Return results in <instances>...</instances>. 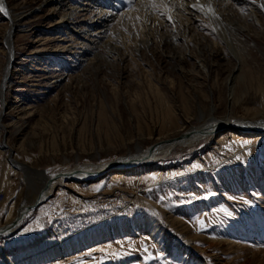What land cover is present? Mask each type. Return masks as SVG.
Here are the masks:
<instances>
[{"label":"rangeland","instance_id":"1","mask_svg":"<svg viewBox=\"0 0 264 264\" xmlns=\"http://www.w3.org/2000/svg\"><path fill=\"white\" fill-rule=\"evenodd\" d=\"M107 1L114 10L131 9L123 0ZM247 2L264 25V9ZM7 3L25 10L27 23L11 35L4 87L11 21L0 11V226L35 198L43 184L36 173L115 160L183 121L202 123L212 103L214 115L230 114L225 81L235 62L227 50L208 51L215 70L208 76L199 66L198 44L211 40L201 17L161 30L141 55L130 48L134 17L123 27L133 35L118 29L119 56L98 47L92 60L94 52L82 54L83 39L54 22L61 12L47 0ZM259 31L245 77L236 81L241 98L231 114L238 119L264 118ZM237 134L220 130L165 158L58 182L17 228L0 234V264H264V133Z\"/></svg>","mask_w":264,"mask_h":264},{"label":"bare ground","instance_id":"2","mask_svg":"<svg viewBox=\"0 0 264 264\" xmlns=\"http://www.w3.org/2000/svg\"><path fill=\"white\" fill-rule=\"evenodd\" d=\"M237 1L241 2L239 8H232L234 5L230 6L231 2L234 3L233 0H156V5L160 6L159 9L161 8L162 15V13H156L158 8L152 7L151 0H131V2L129 0H123V5L130 4L131 6V9L128 11H123L121 9L114 10V5L116 4L107 0H47V4H50L52 9L57 10V13L61 12L57 19L54 18V22L65 26V28L69 30L71 29L70 33L76 35L78 38H82V48L87 49L83 50L82 54L87 51L91 53L94 52L92 60L99 56V52L95 50L98 47L107 48L112 55L116 56L117 54L119 56L120 50L117 44L121 41V38L118 35L124 30L123 27L130 21H133L134 17L137 18L138 15H140L141 18L137 20V25L135 24L137 27H135V29L132 27L133 31H136L134 40L132 39L135 43V48L127 46L132 49V54L140 55L152 44V40H156L155 38L160 36L161 30L171 29V25H176L178 22L183 23L184 20L191 22L192 16L205 19L207 23L206 28L209 31L208 34L211 40L209 43L198 44L196 54L199 58V66L204 69L203 71H205L208 76L215 70L214 64L208 56V51L211 53L210 55H212L214 52L219 53L220 51H225L226 54L227 50L229 51L228 54L230 53V55H232L230 57L228 56V58H231L235 62V66H233V69H231L232 71L225 81L228 89L227 99L229 101L230 114L226 117L214 115L213 112L216 106L212 103L211 115L202 123L193 124L191 120L183 121L179 129L174 130L169 135L158 138L155 142L146 147L138 142L134 152H129L127 155H122L115 160L101 163L90 162L76 164L75 166L56 171L45 177L36 173L37 175H35L34 178L36 179V176L37 178L39 177L43 184H38L39 186L36 189L35 198L31 202L19 207L17 209V215L13 217L11 222L0 226V234L12 232L17 228L23 216L33 208V205L38 200L40 201L38 204H40L52 195L55 184L58 182L69 183L75 180H86L90 177L103 175L109 170H113L114 167L115 169L124 168L159 158H165L177 149L179 151L193 148L196 144L205 139H209L220 130L226 129V131H232L236 136L238 135V131L246 130L263 134L264 118L252 120L238 119L231 114L232 107H234L235 103L239 102L241 98H236L234 94L237 85L236 81L239 80L238 78L241 76V79L245 77V65H247L246 62L249 55L251 56V49L258 43L257 37L261 34L259 30H264V25L262 19L258 16L257 9H254L252 4L248 7L244 5H249L250 1ZM7 2L8 0H0V8L6 12L11 21V25L7 32L9 60L7 71L3 78L4 87L10 82L8 73L14 55V48L10 40L11 35L27 23V21H23L26 19L25 10L19 11V7L9 10L6 8V5H8ZM255 2H257L259 6L264 4V0H256ZM120 7L121 6H119V8ZM201 7L203 10H200ZM209 8L214 11V15L209 11ZM168 17H171V19H168ZM94 25L96 26L94 27ZM130 25L132 26V23L128 24L129 27ZM163 25L165 28H160ZM118 29L121 31L118 32ZM128 31L124 30L122 32L127 33ZM131 31L129 32L131 33ZM133 31L132 35L134 33ZM98 33H100V35H98ZM130 33L127 34L130 35ZM138 33L140 34L138 35ZM104 34L107 39L102 42L101 35ZM170 35L171 39L168 40L171 41L172 44H175L177 42L176 37L172 35V33H170ZM64 47H67V45ZM184 52L185 54L187 53L186 50H184ZM200 112L203 114L201 107ZM113 174L116 177L120 176L121 171H115Z\"/></svg>","mask_w":264,"mask_h":264},{"label":"snow or ice","instance_id":"3","mask_svg":"<svg viewBox=\"0 0 264 264\" xmlns=\"http://www.w3.org/2000/svg\"><path fill=\"white\" fill-rule=\"evenodd\" d=\"M253 2H255V0H253ZM151 5H152V7H156V0H151ZM193 7H195V6H193ZM260 7L262 9H264V4H262ZM200 10H203V8L201 7ZM0 11H3V9L0 8ZM209 11L212 12V14L214 15V11L211 8H209ZM162 15H163V13H162ZM137 19H139V17H137ZM168 19H171V17H168Z\"/></svg>","mask_w":264,"mask_h":264},{"label":"water","instance_id":"4","mask_svg":"<svg viewBox=\"0 0 264 264\" xmlns=\"http://www.w3.org/2000/svg\"><path fill=\"white\" fill-rule=\"evenodd\" d=\"M39 202H40V201L38 200V201L33 205V207H35Z\"/></svg>","mask_w":264,"mask_h":264}]
</instances>
